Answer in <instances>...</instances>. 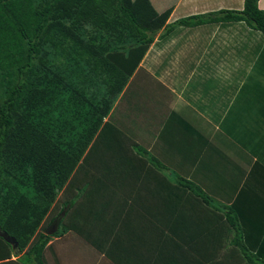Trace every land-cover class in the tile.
<instances>
[{"label":"crops","instance_id":"obj_1","mask_svg":"<svg viewBox=\"0 0 264 264\" xmlns=\"http://www.w3.org/2000/svg\"><path fill=\"white\" fill-rule=\"evenodd\" d=\"M99 1L107 8L106 17L112 18L114 32L121 35L117 1ZM130 3L136 16L148 21L151 29L157 31L153 42L115 97L127 98L125 104L131 110L143 118L146 114L148 116L143 121L137 120L147 127L138 129V133L143 131L144 143L134 142V145L170 150V159L165 163L170 165L171 161L187 177L186 180L192 179L200 184L212 200L224 202L229 207L236 204L241 216L239 227L247 238L245 241L255 246L254 251L258 248L257 256L264 259V86L257 90L264 79L263 34L245 22L237 21L205 22L194 26L176 24L167 35L159 36L167 24L180 18L220 9L239 10L243 7V0H130ZM258 7L264 10V0L258 1ZM116 16L119 19L117 22ZM103 24L105 26L106 22L103 21ZM82 33L88 39H98L99 43V39L109 37L111 28H99L83 18ZM102 53L105 54L106 50ZM247 85L253 91L249 98H256L250 100L248 106L244 98H238ZM219 86L234 88L228 90L232 97L226 106L216 105ZM84 88L95 98H101L105 92L99 89V80L95 79L84 82ZM249 109L252 116L245 113L247 120L244 112ZM231 114H235L232 121L228 117ZM243 118L248 127L241 124ZM241 128L245 129L246 135L240 134ZM234 133L236 137L225 139ZM246 137H250L248 144ZM236 140L238 144L234 143ZM220 142L230 154L228 165L217 158L220 157L216 154ZM179 151L186 152L184 158ZM245 184L247 188L242 190ZM213 186L219 188L218 194L210 191ZM156 187L165 192L179 189L167 180H162ZM230 190L232 195L228 193ZM183 191L188 192L186 187ZM207 206L202 204V213L217 219L215 230L219 232L218 237L214 240L215 244H207L211 246L210 250L187 247L190 258L187 264H200L198 258L203 259L201 262L214 260L215 264H251L233 243L235 231L227 220L228 211L222 209L217 213ZM165 208L159 210L152 204L151 212L155 214H151L153 223L149 226L170 225V222L166 225L163 221L165 217L170 219L168 207ZM161 212L164 214L161 215ZM157 214L161 215V219L155 220ZM136 226L143 227L141 224ZM136 226L133 225L131 236L122 239L137 240ZM205 226L201 231L208 230V224ZM157 233H161L160 238L163 239L164 230L151 235L147 232L144 238L150 241ZM253 240H256L255 244ZM229 255L233 258H228ZM152 258L147 255L146 264H152ZM21 259L22 255L16 253L1 255L0 264H25ZM128 259V253L121 251L113 255L108 263L126 264ZM53 262L62 263V260L53 257Z\"/></svg>","mask_w":264,"mask_h":264},{"label":"trees","instance_id":"obj_2","mask_svg":"<svg viewBox=\"0 0 264 264\" xmlns=\"http://www.w3.org/2000/svg\"><path fill=\"white\" fill-rule=\"evenodd\" d=\"M116 1L121 16V35L114 32L112 18L106 17L107 8L99 0H0V76L3 81L0 98V256L16 253L22 255L21 261L25 264H48L45 246L49 236L38 229L41 216L51 203L52 171L60 184H64L98 129L107 122L103 121L106 109L99 114L88 110L83 116H77L89 104L88 98H95L87 93L84 82L99 80V89L105 91L101 98L112 104L157 34L148 21L136 16L130 0ZM258 1L243 0L239 10L220 9L180 18L167 24L159 36L167 35L176 24L194 26L237 21L245 22L264 36V10L258 7ZM83 18L99 28H111V34L99 39V43L93 37L88 39L82 33ZM64 64L65 68L60 69ZM40 70L52 72L48 78L51 83L57 84L61 92L67 91V97L73 98L71 102H77L76 107L70 108L73 116L84 118L80 121L84 129L79 133L80 138H75L67 150L56 144L45 125L37 129L22 122V114H19L25 106L40 110L50 102L39 88ZM26 112L31 114L29 108ZM61 125L68 126V123L61 122ZM13 143L18 144L14 146ZM15 151L17 155H13ZM19 171L23 172V181ZM24 182L29 192L36 193V200L34 194L30 196L25 192L28 187ZM190 182L185 179L181 183L194 189ZM84 187L82 185L75 197L64 203L60 213L64 211L65 214L69 206H73ZM195 192L201 194L202 191ZM208 199L205 196V200ZM38 207L42 208L41 212ZM240 217L237 205L230 206L227 220L235 231L233 243L251 264H264V259L257 256L258 248L254 251L255 246L245 241L247 238L239 227ZM58 224L55 235L66 230L60 228L61 221ZM2 234L13 238L16 246L13 248ZM33 235H37L36 239ZM252 242L255 244L256 240Z\"/></svg>","mask_w":264,"mask_h":264},{"label":"rangeland","instance_id":"obj_3","mask_svg":"<svg viewBox=\"0 0 264 264\" xmlns=\"http://www.w3.org/2000/svg\"><path fill=\"white\" fill-rule=\"evenodd\" d=\"M65 66V64L60 66V69H64ZM44 71L40 70L39 88L45 92V97L50 99L49 104L43 105L40 110L25 106L19 114H22V122L36 126L37 129L45 125L50 132L48 135L63 150H67L75 138H80L79 133L84 130L80 121L84 118L73 116L70 108L76 107L77 102H71L73 98L67 97V91L61 92L57 84L51 83L48 78L52 72L45 71L48 75L43 77ZM2 82L0 76V98L3 95ZM260 83L257 90H260L261 85L264 86V79ZM225 87L217 88V96H215L217 106L220 104L226 106L227 101L232 97L229 91L234 88ZM221 89L222 92L219 91ZM241 93L243 94L238 95V98H244L246 106L251 104L250 100L256 99L249 98L253 91L248 85L243 87ZM142 98H144V93ZM88 100H90L89 104L82 109L83 112L79 108L81 113L77 116H83L88 110L99 114L106 109L103 121L107 122L101 129H98V133L89 142L64 184H60L55 171H52L51 203L42 214L38 229V232H46L45 234L49 236L45 246L48 264H110L108 263L110 258L121 251H126L129 255L126 264H146L147 255L153 257L152 264H187L190 261L187 247L193 246L200 251L210 250V245L215 244L214 240L219 234L215 230L218 222L211 215L202 213V204L205 206L210 204L207 207L217 213L222 209L227 212L229 206H226L224 202L212 200L209 197L210 194L208 195L200 184L190 178L188 179L194 189L186 187L188 192H184L185 186L181 182H184L187 177L179 168L173 166L171 161L170 165L165 163L170 159V150L132 144L134 142L144 143L143 131L138 133V129L147 126L137 120L143 121L148 116L146 114L143 118L135 110H131L129 105L125 104L127 98H114L112 104H107L104 98H88ZM28 108L31 110L30 115L25 113ZM245 113L252 116V111L249 109L244 112L246 119L249 120ZM228 117L232 121L235 114ZM61 122H67L68 126H62ZM241 124L248 127L244 118ZM239 132L246 135L243 128ZM233 136L236 137L237 134H230V138L225 137V139H233ZM248 139L250 137H246V142ZM234 143L238 144L237 140ZM13 144L16 146L18 143ZM169 144L174 143L169 142ZM185 153V151H179L183 158ZM216 154L220 155L217 157L220 162L224 165L229 164L230 154L221 142ZM13 155H17V152L15 151ZM19 176L23 181L22 171H19ZM162 180L175 183L179 189L173 192L159 191L156 186ZM66 183H72L74 186L71 187ZM24 184L28 187L26 182ZM82 185L85 186L82 193L76 197L73 206H69L66 213L62 214L59 219L60 228L66 230L62 234L55 235L59 226L51 231L50 221L60 213L66 201L75 197ZM246 188L247 184L242 190ZM29 189L28 187L25 192L31 196L34 193L29 192ZM196 190L203 193L197 194ZM210 191L217 194L220 192L217 186L211 187ZM228 193L233 194L232 190ZM205 196L210 199L205 200ZM33 198L36 200V193ZM152 204L159 210L168 207L170 219L165 217L163 221L166 225L170 222L169 226H149L153 223L151 214H155L151 212L153 211L151 210ZM38 210L41 212L42 208L38 207ZM225 212L222 214L224 215ZM160 214L154 216L155 220L161 219ZM127 223L128 225L124 226ZM140 224L143 227L136 226ZM205 224H208V230L201 231L203 225L206 227ZM133 225L138 230L137 240L122 239V237L127 238L132 235ZM160 230L165 231L163 239L160 238L161 233H157L152 240H145L147 232L151 235ZM36 236L33 238L36 239ZM53 257L61 258L62 263L53 262ZM228 258L233 257L229 255ZM197 261L200 264H215L214 260L209 259L201 262L203 259L198 258Z\"/></svg>","mask_w":264,"mask_h":264},{"label":"water","instance_id":"obj_4","mask_svg":"<svg viewBox=\"0 0 264 264\" xmlns=\"http://www.w3.org/2000/svg\"><path fill=\"white\" fill-rule=\"evenodd\" d=\"M62 214H64V211L61 212L60 215L53 220V222L51 224L52 227H53V229H51V231H53V230L56 229V227H57V225L59 223V219H60V217H61ZM2 235L4 236L5 240L9 241L12 244L13 248L16 246V242L14 241L13 238H10L8 235H4V234H2Z\"/></svg>","mask_w":264,"mask_h":264},{"label":"clouds","instance_id":"obj_5","mask_svg":"<svg viewBox=\"0 0 264 264\" xmlns=\"http://www.w3.org/2000/svg\"><path fill=\"white\" fill-rule=\"evenodd\" d=\"M52 226V225H51ZM51 229H53V227H51Z\"/></svg>","mask_w":264,"mask_h":264},{"label":"flooded vegetation","instance_id":"obj_6","mask_svg":"<svg viewBox=\"0 0 264 264\" xmlns=\"http://www.w3.org/2000/svg\"><path fill=\"white\" fill-rule=\"evenodd\" d=\"M50 227H52V226H50ZM51 229V228H50Z\"/></svg>","mask_w":264,"mask_h":264}]
</instances>
